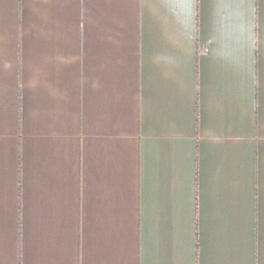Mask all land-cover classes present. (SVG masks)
<instances>
[{"label":"crops","instance_id":"crops-1","mask_svg":"<svg viewBox=\"0 0 264 264\" xmlns=\"http://www.w3.org/2000/svg\"><path fill=\"white\" fill-rule=\"evenodd\" d=\"M0 264H264V0H0Z\"/></svg>","mask_w":264,"mask_h":264}]
</instances>
